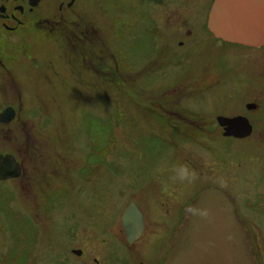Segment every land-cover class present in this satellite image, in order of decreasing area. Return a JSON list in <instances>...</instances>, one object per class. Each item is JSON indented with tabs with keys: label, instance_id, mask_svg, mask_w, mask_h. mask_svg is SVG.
<instances>
[{
	"label": "rangeland",
	"instance_id": "374dc122",
	"mask_svg": "<svg viewBox=\"0 0 264 264\" xmlns=\"http://www.w3.org/2000/svg\"><path fill=\"white\" fill-rule=\"evenodd\" d=\"M96 2L97 0H87L88 9L94 13ZM208 4L207 0H102V12L96 15L97 18H93V23L99 28L109 50L117 59L120 74L112 69L104 79L99 77L87 81L86 84L71 81L69 93L68 88L56 80L54 97L44 94L36 101L35 77L39 82L41 77L32 71L30 65L14 67L24 90L22 99H25L29 109L33 106V109L43 113V117L51 118L49 122L57 123L59 128L65 127L76 139L77 146L80 147L87 139L91 146L102 149L100 154L105 157L106 166L95 168L91 165L93 173L95 172L91 174L95 179L100 176L101 171L106 173L107 193L100 213L95 206L88 204L89 191L86 198L76 194L75 201L81 203L77 205L71 194H68L67 186L56 187L49 193L44 191L43 204L39 208L30 184L25 189L26 193L19 177L5 181L0 179V264H110L103 260V257L112 239L121 237L118 219L126 203L135 197L142 198V194H145V203L144 199L142 200L146 207L144 208L148 211L147 216L150 217L159 214V209L153 204V193H160L162 190L174 191L176 195L179 194V200H173L176 203L183 197L188 198L194 186L200 184L196 183L198 180L194 175L186 181L179 180L176 175L179 166L187 164L188 161L198 167L202 162H205L206 166L207 163H212L211 166L204 167L203 180L214 174L209 176L208 180H215L230 189L248 186L244 178L226 167L225 162L231 157L224 148L226 146L223 140L220 141V138H223L220 130H213V136H208L211 140L214 138L211 143L217 152L215 156L214 151L190 140L198 136L204 138L198 131L180 127L177 118L167 119L160 114L161 111L158 114L149 109L150 104L153 107L151 109H156L153 105L156 100L180 108L183 106L180 101L181 91L186 92L189 108L196 110L201 107V104L194 105L190 101L192 96L196 95L194 91L197 89L189 85L190 77L187 75L196 73V63H205V58L206 63L216 66L221 74L220 78L227 74V56L223 55L227 51V44L219 40L225 43L222 46L204 29H198L203 43L194 48L196 59L188 55H185L187 57L184 59L185 56L180 53L183 47L178 41L183 30L190 27L188 23L197 19V15L198 18L201 17L200 12H204ZM190 28L197 31L195 27ZM28 42L30 52L39 59L59 58L57 41L46 34L31 33ZM168 48L167 55L161 52ZM212 48L220 52L215 58L210 52ZM153 49L158 53L154 59ZM204 49L208 51V56ZM14 55L15 53L10 57ZM184 61L188 62L187 73L182 69L186 66L182 63ZM44 64L43 60L39 62L44 71L42 73L48 72ZM212 69L216 73V69ZM213 99L210 98L209 101ZM203 106L209 107L212 103ZM220 108L224 109L222 106ZM156 114L163 118L159 120ZM32 115L29 112L22 114L29 123L38 121L35 115ZM52 123L47 127L52 130H44L50 132V137L56 135ZM30 132L32 133V130ZM201 134L207 135L203 132ZM5 135L9 137L11 151L19 158L22 143L25 142L22 131L0 130L2 147L6 146L1 144ZM75 156L77 169L84 162L81 147L80 151L76 150ZM208 168H214L215 171L206 174L209 172ZM77 178L78 173L74 181L75 189L79 186L80 179ZM66 179L63 182L68 185ZM178 206V203H171L170 207L164 206L162 210L170 208V211H177ZM54 218L59 221L50 220ZM60 218H72V221H75L76 237L73 241L71 237H66L65 231L62 236L58 234L60 229L57 225H64ZM72 221L65 222L71 225ZM84 224L88 226L87 229H83ZM163 231L159 228L157 234ZM71 247L84 248L85 254L83 257L76 256L71 252ZM136 248L137 257L132 259L131 251L128 250L130 260L126 259L125 264L147 263V257H150L152 250L146 251L139 245ZM95 256L100 261H95ZM152 260L153 256L148 263L154 264ZM116 264H121V261Z\"/></svg>",
	"mask_w": 264,
	"mask_h": 264
},
{
	"label": "flooded vegetation",
	"instance_id": "af4514ba",
	"mask_svg": "<svg viewBox=\"0 0 264 264\" xmlns=\"http://www.w3.org/2000/svg\"><path fill=\"white\" fill-rule=\"evenodd\" d=\"M207 1L209 4L204 12L203 10L200 12L201 17L194 16L197 19L188 23L197 31H193L190 27H187L183 32L181 30L182 35L178 41L179 45L183 47L180 52L181 55H188L196 59L194 48L203 43L202 35L198 29L208 31L215 38L207 26L208 14L214 0ZM101 4L102 0H97L96 12L94 13L88 9L87 0H0V112L7 108H11V111L13 109L14 112L11 120H0V130L20 129L25 141L22 143L21 147L23 148L20 150L18 158L11 151L12 146L9 144V137L3 136L5 139L1 144L6 146L0 145V153H12L20 163L21 172L19 176L2 180L19 177L24 190L30 184L34 189L36 204L39 208L43 204L44 191L47 190L49 193L56 187L67 186L68 194H71L77 205L80 202L75 201L76 194L86 198V193L89 191L88 204L95 206L100 213V208L105 201L104 198H106L107 178L106 173L101 171L100 176L94 179L92 174L95 172L93 173L92 166L95 168H99L101 165L106 166V159L100 154L102 149H96V146L94 148V145L91 146L86 139L80 145L81 152H84V162L76 169V150L80 151V147L76 145V139L65 127L59 128L57 123L49 122L51 118L43 117V113L38 109H33V106L29 109L25 99H22V91L24 90L14 67L30 65L32 71L41 77L40 82L35 77L34 98L36 101L44 94L54 97L56 80L61 82L60 85L66 86L68 88L67 93H69L71 81L86 84L87 81L107 77V74L103 75L101 70L91 68L92 65L101 64L107 56L106 51L100 48L102 45L100 40L104 38L101 36L99 28L93 23V18H97L96 15L102 12ZM82 31L86 34L89 33L90 37H96L95 49L93 50L95 59H91L93 55L85 52V50L82 51L81 48L77 49L76 45L67 41L71 36L73 38L79 37ZM31 33L46 34L47 37L56 40L60 49L59 58L39 59L31 53L28 42V36ZM224 42L227 44V51L223 53L224 56H227V74L224 77L220 78L221 74L214 64L206 63L207 58L204 60L205 63H196V73L187 75L190 77L189 85L197 89L194 91L196 95L192 96L190 101L194 105L201 104V107L199 106L196 110L189 108L186 92L181 91L180 101L183 106L180 108L170 106L162 100H156L153 101L156 109H151L152 104L149 105V109L153 113L161 111L160 114L166 116L167 119L169 117L177 118L180 127L184 126L198 131L200 136L203 135L204 138L198 136L190 140H193L194 143L198 142L210 151L215 152L211 143L214 138L211 140V137L208 136H213L211 131L220 130L223 137L220 138V141L223 140L222 142L226 146L224 148L231 157L225 162V165L239 177L244 178L248 186L246 188L237 187L236 190L230 189L215 182V180L213 182L208 180L210 179L209 176L214 174H210L207 176V180H203L204 167L211 166L212 163H207L206 166V163L202 162L199 164L200 167L197 165L196 167L188 161L191 175H194L193 177L198 180L196 183L199 182L200 184L194 186V190L188 198L183 197L180 202H177L179 205L177 211L172 210V212L170 208L162 210L164 206L170 207L171 203L177 204L173 200H179V194L176 195L174 191L169 190L152 194V198L155 200L153 204L156 209H159V214L163 216L159 214L147 216L148 211H146L142 200L144 199L145 203V198H147L145 194H142V198L141 196L135 197L126 203L118 219L121 237L112 239L109 249L103 257V260L110 264H116L120 261L121 264H125L126 259L129 261L128 250L131 251L132 259L135 258L134 256L137 257L136 247L138 245L146 251L152 250L150 257H147L146 264H149L152 256L154 259L152 262L160 264L170 249L174 229L183 220L187 206L202 190L209 186L222 188L235 203L238 215L248 230V240L252 250L259 264H264V43L248 44L236 39ZM204 50L206 51V49ZM161 52L167 55L169 48L161 50ZM13 53H15L14 57H10ZM157 54L156 50L153 49V59ZM206 54L209 55L208 51ZM18 55L20 57H16ZM41 60L45 61L43 66L48 69V72L42 73L44 71L39 66ZM182 63L186 64L185 67L181 66L182 69L186 70L185 73L189 72L188 62ZM117 66L116 71L120 74L118 62ZM212 67L216 69V73ZM209 97L214 99L209 101ZM210 102L212 106H203V104ZM221 106L224 109H221ZM24 112L35 115L38 121L29 123L22 116ZM158 114L156 115L159 117ZM161 118L163 116L158 119L161 120ZM223 118H226L228 123L223 124L222 121L226 120ZM50 123H52V128L55 129L56 134L52 137H50V132L44 131L48 129ZM33 130L35 131L33 132ZM48 130L52 129L49 128ZM201 131L207 135L201 134ZM215 154L217 156V152ZM208 170L209 172L206 174L215 171L214 168H208ZM76 173H78L77 179L82 181L79 180V186L75 189ZM64 179L68 180V185L63 182ZM240 191L242 192L240 193ZM25 192L27 193V190ZM130 204H135L142 213L141 226L136 224L134 228L130 229L134 236L129 233L121 217L124 209ZM150 206L148 207L151 210ZM250 211L253 213L250 214ZM38 219L39 217L36 220L38 221ZM50 220L59 221L55 218ZM60 220L64 221L62 223L64 225L63 227L57 225L60 229L58 234L62 236V232L65 231L66 237H71L73 241L76 237L75 221H72V218L65 220L60 218ZM65 221H72V223L69 225ZM166 221L172 222L167 223ZM52 226L54 228V225ZM82 227L83 229L88 228L86 224ZM103 228L106 230V226L103 225ZM159 228L164 230L161 234H157ZM130 238L132 241L129 240ZM70 250L76 256L83 257L85 254V249L81 247H71ZM93 259L97 262L100 261L96 256Z\"/></svg>",
	"mask_w": 264,
	"mask_h": 264
},
{
	"label": "water",
	"instance_id": "95a60500",
	"mask_svg": "<svg viewBox=\"0 0 264 264\" xmlns=\"http://www.w3.org/2000/svg\"><path fill=\"white\" fill-rule=\"evenodd\" d=\"M207 26L224 41L264 43V0H214ZM10 109L0 112V120L13 118ZM20 172V163L12 153H0V179L19 176ZM121 217L131 235L130 229L142 224V213L135 204L128 205ZM248 238L230 196L222 188L209 186L187 206L160 264H259Z\"/></svg>",
	"mask_w": 264,
	"mask_h": 264
},
{
	"label": "trees",
	"instance_id": "16d2710c",
	"mask_svg": "<svg viewBox=\"0 0 264 264\" xmlns=\"http://www.w3.org/2000/svg\"><path fill=\"white\" fill-rule=\"evenodd\" d=\"M96 38V37H95ZM94 37H90L89 33H80L79 37L73 38L72 36L69 37L67 41H69L71 44L76 45L77 49H80L82 51L85 50V52H88L89 54L93 55L94 43L96 42V39ZM100 42L102 45L100 46L101 49H104L107 53V56L105 57V60L102 61L101 64L98 65H92L93 70H101L102 74L108 75L110 70H117V61L112 53V51L109 50L107 44L105 43L104 39H101ZM96 57L93 55L91 59H95ZM108 64V65H107Z\"/></svg>",
	"mask_w": 264,
	"mask_h": 264
},
{
	"label": "clouds",
	"instance_id": "9594fccd",
	"mask_svg": "<svg viewBox=\"0 0 264 264\" xmlns=\"http://www.w3.org/2000/svg\"><path fill=\"white\" fill-rule=\"evenodd\" d=\"M176 175L181 181H186L190 179L191 173L189 166L187 164L180 165L179 169L176 170Z\"/></svg>",
	"mask_w": 264,
	"mask_h": 264
},
{
	"label": "bare ground",
	"instance_id": "6f19581e",
	"mask_svg": "<svg viewBox=\"0 0 264 264\" xmlns=\"http://www.w3.org/2000/svg\"><path fill=\"white\" fill-rule=\"evenodd\" d=\"M215 38H217V40L215 39L216 42H218V43L221 44L222 46L225 45V43L219 41V40H221L219 37H216V36H215ZM222 40H223V39H222ZM221 45H219V46H221ZM219 53H220L219 51H217V50H215L214 48H212V57L215 58V55L217 56Z\"/></svg>",
	"mask_w": 264,
	"mask_h": 264
}]
</instances>
